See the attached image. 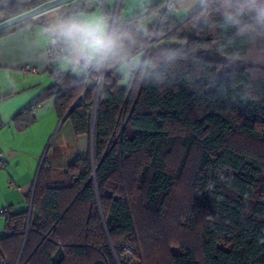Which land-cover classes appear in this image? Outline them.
I'll use <instances>...</instances> for the list:
<instances>
[{
  "label": "trees",
  "instance_id": "1",
  "mask_svg": "<svg viewBox=\"0 0 264 264\" xmlns=\"http://www.w3.org/2000/svg\"><path fill=\"white\" fill-rule=\"evenodd\" d=\"M45 1L16 0L1 17ZM261 4L245 8L236 24L224 12L239 0H209L183 23L162 3L140 11L133 21L160 12L156 42L176 38L187 46L146 48L150 40L142 41L132 52L146 57L126 88L114 70L120 59L107 63L93 155L79 156L60 182L45 160L31 214H6L0 255L10 264H264ZM97 77L92 71V83ZM95 91L86 79L58 75L19 125H30L34 107L55 96L59 117L75 105L68 115L75 134L90 135ZM184 183L188 195L175 204ZM141 212L151 216L144 227Z\"/></svg>",
  "mask_w": 264,
  "mask_h": 264
},
{
  "label": "crops",
  "instance_id": "2",
  "mask_svg": "<svg viewBox=\"0 0 264 264\" xmlns=\"http://www.w3.org/2000/svg\"><path fill=\"white\" fill-rule=\"evenodd\" d=\"M169 1L174 5L172 18L183 23L209 0H75L18 23L0 35V153L4 158V165L0 167V239L8 235L7 213L30 212L33 208L45 160L51 168L52 180L60 182L68 167L92 150V135H76L68 117H59L55 96L34 107L30 125L23 128L19 125L27 117L22 112L55 86L56 75L86 79L92 85L89 71H98L104 66L84 68L70 64L68 46L61 39L62 55L53 59L49 52L55 38L52 27L70 18H103L110 28L120 23L121 30L132 36L123 50L131 54L122 57L114 67L118 85L126 88L132 81V71L142 64L147 53L132 51L142 41L154 37L161 14L149 12L135 21L132 19L151 5ZM162 41L158 40L154 48L161 47L158 43Z\"/></svg>",
  "mask_w": 264,
  "mask_h": 264
},
{
  "label": "clouds",
  "instance_id": "3",
  "mask_svg": "<svg viewBox=\"0 0 264 264\" xmlns=\"http://www.w3.org/2000/svg\"><path fill=\"white\" fill-rule=\"evenodd\" d=\"M232 3L233 0H226ZM257 0H239V7L224 12L227 23H238L237 17L245 8L256 5ZM257 20L264 25V4L255 8ZM52 34L63 40L69 49L68 62L75 66L88 68L103 66L109 61L121 59L125 44L132 36L125 31L110 28L103 18L80 20L67 19L55 24Z\"/></svg>",
  "mask_w": 264,
  "mask_h": 264
},
{
  "label": "water",
  "instance_id": "4",
  "mask_svg": "<svg viewBox=\"0 0 264 264\" xmlns=\"http://www.w3.org/2000/svg\"><path fill=\"white\" fill-rule=\"evenodd\" d=\"M15 1L16 0H0V13L3 12L5 9L11 7L15 3ZM73 1H75V0H47V1L37 5L35 7H32L31 9H29L23 13H20L18 15L13 16V17L1 20L0 21V31L5 30L7 28H10V27H12L18 23H21L23 21L38 17V16H40V15H42V14H44L50 10L61 7L63 5L71 3ZM89 89H90V87L86 90V92ZM84 94L80 98H82L84 96ZM78 100H80V99H78ZM74 106L75 105L72 106V108L70 109L68 114L65 116V118L68 117L69 113L73 110ZM97 108H98V105L94 111L93 128H92V133H91V135H92V150H91L92 155L94 153L93 152L94 151V125H95V120H96ZM31 212H32V206L30 209V214H31Z\"/></svg>",
  "mask_w": 264,
  "mask_h": 264
},
{
  "label": "built area",
  "instance_id": "5",
  "mask_svg": "<svg viewBox=\"0 0 264 264\" xmlns=\"http://www.w3.org/2000/svg\"><path fill=\"white\" fill-rule=\"evenodd\" d=\"M173 8H174V5L171 1L165 3L162 7H161V10L163 11H166L168 13H171L173 11ZM113 28L116 29V26L114 24ZM156 43V39L153 37L149 44L147 45L146 48H150L152 47L154 44ZM49 52H50V56L53 58V59H56L58 57H61L62 55V52H63V44H62V41L59 39V38H54L50 47H49ZM69 53V52H68ZM107 65L104 64L103 67H101L99 70H98V77L97 79L94 81V84L96 85V89L98 92L101 93V87H102V83H103V80L105 78V76L107 75V73L109 72L107 70ZM92 69L89 71V76L91 75L92 73ZM58 75H56L57 77ZM99 102V100H98ZM97 104V102H96ZM4 165V158L2 156V154L0 153V167ZM0 264H10L2 255H0ZM16 264H19V261L16 263Z\"/></svg>",
  "mask_w": 264,
  "mask_h": 264
},
{
  "label": "rangeland",
  "instance_id": "6",
  "mask_svg": "<svg viewBox=\"0 0 264 264\" xmlns=\"http://www.w3.org/2000/svg\"><path fill=\"white\" fill-rule=\"evenodd\" d=\"M0 15H2V13H0ZM157 43V42H156ZM158 46H175V47H181V48H184L187 46V42L185 40H179V39H176V38H167V39H164L162 42L158 43ZM262 52V51H261ZM100 92L95 91V103H94V106H93V115H94V111H95V108L97 107L98 105V100L100 99ZM97 102V104H96ZM179 193H181L180 196L176 197L175 198V201L174 203L178 205H181L182 204V201L187 197L188 195V191H189V188H188V185L186 183L184 184H181V186L179 187L178 189ZM177 207V205H176ZM175 207V205H173L171 207V209L169 210V222H171V219L173 218L172 214L175 213V210L177 209ZM138 210H140V207L138 206ZM146 218L149 220V218H151V216H146L143 212H141V222L143 224V227L144 225L146 226V224H144ZM140 230L142 231L143 229H141V226H140ZM126 250L127 251H131L132 249L130 247H126ZM21 256V255H20Z\"/></svg>",
  "mask_w": 264,
  "mask_h": 264
},
{
  "label": "flooded vegetation",
  "instance_id": "7",
  "mask_svg": "<svg viewBox=\"0 0 264 264\" xmlns=\"http://www.w3.org/2000/svg\"><path fill=\"white\" fill-rule=\"evenodd\" d=\"M1 13H2V12H1ZM1 16H2V15H0V21H1V20H4Z\"/></svg>",
  "mask_w": 264,
  "mask_h": 264
}]
</instances>
